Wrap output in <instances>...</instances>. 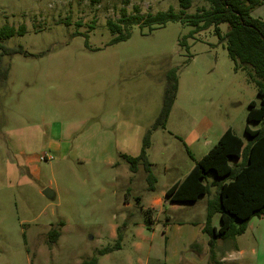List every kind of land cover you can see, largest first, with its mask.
Here are the masks:
<instances>
[{
    "label": "rangeland",
    "instance_id": "374dc122",
    "mask_svg": "<svg viewBox=\"0 0 264 264\" xmlns=\"http://www.w3.org/2000/svg\"><path fill=\"white\" fill-rule=\"evenodd\" d=\"M202 8L210 6L193 0L183 12L179 0H0V30L26 27L0 44L27 54L2 58L9 74L0 88V264L94 257L98 264H203L190 259L195 246L182 240L205 227L218 189L189 204L170 203L166 193L228 128L246 144L245 128H262L247 122L249 103L260 104L257 87L247 71L235 70L214 28L197 33L171 21L151 30L119 21L123 10L144 21ZM252 16L264 19V5ZM109 21L122 27L124 40L114 42ZM172 71L176 101L166 129L152 134L150 182L143 164L134 173L122 155L140 156ZM48 189L54 199L44 195ZM212 225L220 228L219 214ZM53 231L60 233L55 243ZM175 231L181 246L169 259L174 248L166 237ZM223 258L221 264H264V218H253L242 236L218 240L208 264Z\"/></svg>",
    "mask_w": 264,
    "mask_h": 264
},
{
    "label": "trees",
    "instance_id": "16d2710c",
    "mask_svg": "<svg viewBox=\"0 0 264 264\" xmlns=\"http://www.w3.org/2000/svg\"><path fill=\"white\" fill-rule=\"evenodd\" d=\"M179 1L183 12L193 6V0ZM204 1L210 8H202L195 14L184 17L169 11L142 21L140 17L129 18L123 10L119 21L128 26L132 20L133 24L148 25L151 30L153 26L163 27L171 21L189 23L195 27L197 33L214 28L220 41L226 44L235 70L247 71L250 80L257 87L260 104L249 103L247 122L260 123L262 128L257 131H252L248 126L245 128V134L249 137L247 144L232 129H228L207 155L195 162L193 170L187 177L166 193V201L170 203L189 204L196 203L201 197L209 195L211 186L218 189L217 198L209 203L207 222L203 230L209 237L211 258H213L214 246L218 240L242 236L248 230L253 218H264V19H256L252 16L257 8L264 5V0ZM135 11L140 12L137 8ZM222 25H228L229 28L225 35L220 28ZM108 26L114 35H118L114 39L115 43L126 38L124 35H119L122 27L117 23L109 21ZM25 32V26H21L19 30L6 27L0 30V40L12 38L16 34L24 35ZM0 50L3 51L0 55V88H2L9 74V70L2 69V58L16 54L27 56V54L22 48L8 49L1 44ZM167 78L168 84L161 112L144 137L140 156L133 158L122 155L134 173L138 171L139 165L143 164L150 182L155 181L148 161L152 134L159 129H166L177 95L176 71L169 73ZM231 160L239 162L236 167H232ZM209 179H214L211 185L206 184ZM216 214L220 215V228L212 225V219ZM63 226L64 223H61L60 227ZM59 237L58 231L51 233L53 243ZM115 249H120V246L107 248L100 252V255L109 254ZM83 264H98V259L94 257Z\"/></svg>",
    "mask_w": 264,
    "mask_h": 264
},
{
    "label": "crops",
    "instance_id": "0c3cea01",
    "mask_svg": "<svg viewBox=\"0 0 264 264\" xmlns=\"http://www.w3.org/2000/svg\"><path fill=\"white\" fill-rule=\"evenodd\" d=\"M228 129H232V128H228ZM232 131H233V129H232ZM207 153L205 155H207ZM199 160H197V161H199ZM194 166L190 169L188 174L193 170ZM187 175L184 177V179L187 177ZM192 229L194 230V233H188L185 237H183V239H185V241L182 240L184 243H187V246H190V248H194V246H195V250H196L195 254H193L190 259H193L195 262L198 261V262H201L203 264H208V263H210V261H212V258H211V250H210V247H209V238L203 232L204 226L202 228H196V229L192 228ZM176 234H177V231H175L173 236H171L172 233L169 232V234L166 237V241L170 244V245H168V250H170L171 248H174L172 252H168L169 259L176 258V252H178L177 249H176L177 245H178V248L181 246L180 245L181 244V238L179 236H176ZM171 238H172V240H171ZM177 239H179V240H177ZM198 240H200V241H198ZM200 242L203 243L204 245L200 244ZM182 247H183L184 251L188 249V247H184V246H182ZM183 250H181V251H183ZM181 251H179V252H181ZM197 254L199 255V257H197ZM203 257H204V260L202 259ZM178 258H180V257H178ZM223 261H224V258L221 259L220 262H216V264H221Z\"/></svg>",
    "mask_w": 264,
    "mask_h": 264
},
{
    "label": "water",
    "instance_id": "95a60500",
    "mask_svg": "<svg viewBox=\"0 0 264 264\" xmlns=\"http://www.w3.org/2000/svg\"><path fill=\"white\" fill-rule=\"evenodd\" d=\"M44 195L49 199H54L55 197V194L49 189L44 192Z\"/></svg>",
    "mask_w": 264,
    "mask_h": 264
}]
</instances>
